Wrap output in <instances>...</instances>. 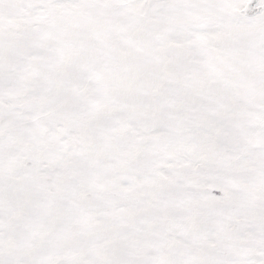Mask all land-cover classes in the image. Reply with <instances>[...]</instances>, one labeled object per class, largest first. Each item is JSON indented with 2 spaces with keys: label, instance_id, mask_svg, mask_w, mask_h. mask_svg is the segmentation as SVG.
<instances>
[{
  "label": "snow or ice",
  "instance_id": "6c2138e0",
  "mask_svg": "<svg viewBox=\"0 0 264 264\" xmlns=\"http://www.w3.org/2000/svg\"><path fill=\"white\" fill-rule=\"evenodd\" d=\"M0 264H264V0H0Z\"/></svg>",
  "mask_w": 264,
  "mask_h": 264
}]
</instances>
